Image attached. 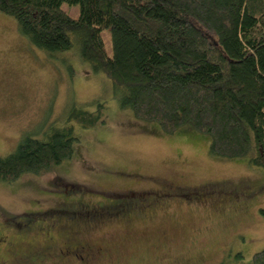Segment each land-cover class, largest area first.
<instances>
[{
  "label": "rangeland",
  "instance_id": "rangeland-1",
  "mask_svg": "<svg viewBox=\"0 0 264 264\" xmlns=\"http://www.w3.org/2000/svg\"><path fill=\"white\" fill-rule=\"evenodd\" d=\"M62 7L79 15L77 4ZM102 37L112 55L110 30L103 29ZM79 47L73 36L70 50L50 56L20 34L15 18L0 12V156L11 154L21 135L42 122L70 124L65 112L72 105L90 111L104 105L96 126L73 123L80 141L72 159L38 174L24 173L13 183L0 181L5 227L17 217H45L50 224L46 228L40 219L3 232L0 245L9 246L4 254L11 250L22 264H34L22 257L25 252L39 249L48 255L73 239L109 252L92 264H221L238 252L244 262L251 261L264 249V168L251 165L249 157H213L211 137L189 127L166 134L156 123L136 119L120 107L112 80L83 61ZM67 187L74 190L69 198L63 192ZM123 199L124 206L113 212L140 200L157 205L129 222L104 220L94 228L87 224L90 219L57 209L64 203ZM69 228L80 233L69 238ZM70 261L39 259L38 264H81Z\"/></svg>",
  "mask_w": 264,
  "mask_h": 264
},
{
  "label": "trees",
  "instance_id": "trees-1",
  "mask_svg": "<svg viewBox=\"0 0 264 264\" xmlns=\"http://www.w3.org/2000/svg\"><path fill=\"white\" fill-rule=\"evenodd\" d=\"M63 3L79 5V15ZM0 12L50 56L70 50L75 36L83 61L112 80L120 107L136 119L166 134L189 127L211 137L213 157H249L264 168V0H0ZM65 113L70 124L42 122L0 156V181L72 159L80 141L73 123L96 126L104 105ZM243 259L238 252L221 264H264V249Z\"/></svg>",
  "mask_w": 264,
  "mask_h": 264
},
{
  "label": "flooded vegetation",
  "instance_id": "flooded-vegetation-1",
  "mask_svg": "<svg viewBox=\"0 0 264 264\" xmlns=\"http://www.w3.org/2000/svg\"><path fill=\"white\" fill-rule=\"evenodd\" d=\"M73 189H69V187H67L66 191L64 192L65 194H68V198L73 194ZM168 194L173 195V193L169 192ZM123 197L127 196L128 194H122ZM178 196V195H177ZM180 196V195H179ZM66 198V197H65ZM159 202H166V200H160L159 197L156 198ZM125 199L114 202V203H100L98 205H91V204H84L83 201H78L77 204L75 205H71V204H61V207H58L57 209L62 211L60 213H64L67 216V212L72 213L73 215H77L80 214L83 216V219H90L91 222H87V224H92L89 225L90 227L94 228L96 225L95 223L97 222H102L104 220H108V221H113V220H121L124 223L125 222H129L133 219L136 218V216L138 215H144L146 212L150 211L155 205H157V203L151 200H140L138 201L136 204L132 205L133 203L128 204V209L126 210L125 208L121 211H117V212H113L112 209H115L116 207H120V206H124L123 202ZM123 204V205H122ZM224 207V205L222 207H220L219 210H222ZM31 213V212H30ZM38 213V212H37ZM44 213V212H43ZM60 213H57L58 215H60ZM29 214V213H26ZM34 214V212L31 213V215ZM45 214V213H44ZM19 218V217H17ZM16 218L15 221H13L12 223L7 222L10 226L5 227L3 224L5 222H0V226H2V230L0 232V234H3V232H7L8 230L11 229H15V230H19L20 228L24 227V225L29 226V223L32 222H38L37 220L42 219V221H39L40 223L44 224V227L48 228L50 226V224H48V220L45 217H41L40 219L38 218H31L28 220H19ZM25 222H27V224H24ZM106 222V221H105ZM23 223V224H22ZM86 223V222H85ZM95 225V226H93ZM69 234L72 237L69 238H73L75 235H77L80 232H76L75 230H73L72 228H69ZM34 229L33 228H29L26 229V231L28 232H32ZM56 231V230H55ZM54 231V234H55ZM16 232V231H14ZM19 235H22L23 238H25L26 236H24L22 233H20ZM73 239L68 240V241H64L63 244H60L56 250L53 249V251L50 249V252L48 255H46L44 253V251H38L39 249H34L33 251H31V253H27L25 252V254L22 256L23 258H26L27 261L29 262H33L34 264H38V260L40 259L41 261H47V260H54V261H58V260H62L64 262L66 261H70V262H81V264H92L94 262V260L103 257L106 254H109V252L107 251H103L104 248L102 247H95L93 246V244H89V243H81V244H77L75 242H71ZM2 244V242H1ZM0 264H22L23 261L21 260H16L15 257L10 256V253H12L13 251L11 250H7L9 253L4 254L3 250L7 249L9 246L8 244L4 245H0ZM24 249H22L23 251H27V243L24 245L23 247ZM28 257H30V260L27 259Z\"/></svg>",
  "mask_w": 264,
  "mask_h": 264
}]
</instances>
